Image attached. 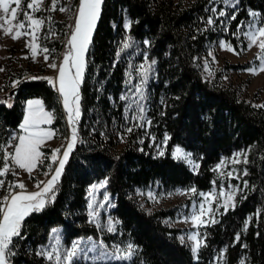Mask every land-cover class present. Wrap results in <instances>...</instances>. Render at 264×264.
<instances>
[{
  "label": "trees",
  "instance_id": "1",
  "mask_svg": "<svg viewBox=\"0 0 264 264\" xmlns=\"http://www.w3.org/2000/svg\"><path fill=\"white\" fill-rule=\"evenodd\" d=\"M77 1L69 3L73 7ZM208 10L207 0L185 5L171 0H102L79 85L77 142L56 182L54 198L42 211L30 213L22 222L20 236L13 237L9 264H45L37 253L53 227H63L65 242L81 234H96L84 215L86 188L103 178L115 197L111 212L119 221V234L114 238L136 249L129 261L103 264H212L221 254L223 264H264V107L245 101L229 86L204 79L196 64L207 43L218 38L238 49V26L251 12L264 21V0H236V19L229 17L225 29L223 24L207 23ZM125 15L130 20L127 30ZM125 41H148L147 56L155 61L154 95L147 115L156 134L168 136L159 156L151 153L147 139L133 144L130 136L121 149L114 150V134L126 125L121 97L127 60L118 56ZM53 44L62 48L57 41ZM9 96L7 100L0 89V146L19 132L23 102L30 98H40L54 113L52 127L62 135L67 133L59 94L45 78L20 80ZM173 145L191 152L198 162L195 171L172 157ZM238 150L245 153L242 177L247 184H240L234 207L220 213L215 223L199 228L203 246L194 256L179 240L181 230L163 222L170 212H147L133 191L155 181L166 190H207L215 179V165ZM2 202L0 197V206Z\"/></svg>",
  "mask_w": 264,
  "mask_h": 264
},
{
  "label": "rangeland",
  "instance_id": "2",
  "mask_svg": "<svg viewBox=\"0 0 264 264\" xmlns=\"http://www.w3.org/2000/svg\"><path fill=\"white\" fill-rule=\"evenodd\" d=\"M72 1L73 0H57L56 10L50 11L52 0H43V3H40V0H22L20 6L21 10L28 11L33 19L43 20L44 23L38 26L33 25L32 27L35 28V32L29 35H21L23 29L15 28L14 24L16 22L5 24V27L12 29V35L18 36V39L15 40L12 39V35L5 34L3 30H0V69H3V71H0V89L7 100H9L12 86L17 84L20 80L33 79L35 77H43L48 83L50 78L56 83V87L54 88L58 92V69L49 67V64L52 62L57 63V65L63 63V56L68 51L67 40L70 36V28L74 26L79 5L78 0L77 3L74 2L72 7L71 3H69ZM171 1L185 5L193 0ZM28 3H36L39 6V10L33 12L27 9ZM235 3L236 0H229V4L235 5ZM207 6H209V16L214 17L216 21L218 20L216 24L214 23L212 25H219L218 27H220V24H223L222 27L225 29L227 27L226 20L229 17L217 18L211 9L216 8L217 12L226 10L233 15V7L225 5L222 0H207ZM60 7L66 8L67 11H60ZM0 15H3V13L0 12ZM49 17L51 18L50 20ZM9 19H11L10 15ZM23 19V15L20 14L18 16V21ZM221 20H223L224 23H221ZM126 21L129 22L130 25V20L125 15L124 25ZM58 24H61L62 27ZM249 25L264 27V21L260 19L258 14L256 17L249 15L248 18L239 25L242 26L241 31L235 33L240 44L238 49L234 48L230 41L224 38H218L217 40L207 43L205 51L196 57V64L204 79L208 81L216 80L221 85L231 87L240 98L257 106L264 104V71H257L253 74L250 69L260 68L262 61L258 58V54H264L261 53L259 43L249 47V39L244 35V33L249 31ZM128 28L125 29L127 30ZM29 32H31V29H29ZM50 32H54L55 35H51ZM32 35L37 37L35 41L32 40ZM259 39L260 37L257 36V41H259ZM54 41L59 42L62 48H57L53 44ZM221 41L230 45L235 51L221 48ZM30 42L32 47L37 49L35 55H33L32 47H29ZM125 42L129 45L127 48H124ZM125 42L122 44L118 56H123V58L127 60L126 88L122 94L123 97H127V99H124L126 125L122 127L123 129L121 132H116L114 134V150L121 149L124 143H126L127 137L130 136L133 144H141L143 140L147 139V146L151 153L155 156H159L162 155L161 153H164L168 136L167 134L158 136L156 134L157 130L151 126L150 119L147 115L149 101L152 95H154V89L151 85L156 76L155 65L147 56L146 47L148 44L145 43V41L140 44L135 41ZM242 42H245L244 46L241 45ZM43 48L49 49L47 53L49 59L47 61L44 59L45 53L41 51ZM141 65H143V68H141ZM65 68L66 70L68 69V64H65ZM71 71L74 73L75 69ZM49 84L53 86L51 83ZM137 87L140 88V92H137ZM141 95L143 99H141ZM59 99L67 124V133L62 135L60 132L56 131L52 127V120L50 123H42L39 125L40 128L53 133V135L45 139L39 147V151L43 154L41 157L42 162L39 163L31 173L19 167H15L10 172L0 176V179L5 181L4 185L0 187V197L2 200L5 196H9L10 193L22 191L19 187L9 188L8 185L10 183L23 182L26 191H38L36 187L37 182L50 179L54 173L55 167L58 166V164L53 161L52 157L55 155L57 161L63 158V151L67 148V144L72 137V131H70L68 126L67 114L63 107L60 94ZM29 100L41 101L40 98H30L23 102V117L21 123L24 121L28 108L27 102ZM141 105L144 108L143 119H132V116L138 115V107ZM43 109L44 111L51 112L47 110L44 105ZM128 128H132V131L128 132ZM23 134H25L24 131L19 127L18 133H12L10 135L7 144L3 147L2 154H0V170L4 167V154L6 152L14 153V145L19 143L16 137ZM134 134L136 135L135 137H133ZM165 137H167V140H165ZM177 148H180L185 153L191 154L190 151L181 146L173 145L171 148L172 157H174L173 152ZM55 149H60V151L54 153ZM237 153H242L243 155L237 157ZM234 159H238L240 162L235 163ZM245 159V153L242 150L235 151L228 157H222L215 165V179L207 190H197L194 187H176L166 190L164 188H159L158 183L155 181L145 188H135L133 195L140 206L147 212H153L159 209L169 211L170 214L163 219V222L168 227L179 228L181 230L179 240L188 245L192 251V245L195 241H191L187 239V237L195 234L198 240L202 242L199 228L205 225L204 223L194 222L192 217L194 215H200V206L203 204L204 215L201 217V221H209L206 223L209 224L211 223V219L216 220L219 214L225 211L222 205L226 197L220 195L221 189H223L225 193L233 191L234 196L232 203H235V197L239 191L240 184L243 182L242 176L244 170L242 164ZM178 160L184 161L193 171L197 169L198 162L193 158L192 154L188 158H181ZM221 162H223V164L218 168L217 165H221ZM13 172L16 174L13 175ZM229 172L232 173L231 176L228 175ZM45 173H47V175H45ZM104 181H106L105 178L96 180L86 188L84 215L87 218V222L95 228L96 234H81L73 237L69 242H65L63 227L56 226L51 229L47 241L39 247V251L42 248L51 251L49 245L56 246L58 238L59 251L64 252L71 248L74 242H79V248L82 249L83 252H86V257L82 252L80 256L74 259V264H103L124 261L111 259L106 255L104 258L93 259L94 257L102 256L105 250L107 253L119 255L120 253H116V248L124 249L126 245L130 244L128 241H118L114 238V236H118L119 234V221L111 212L115 205V197L107 189V182L103 187L100 186ZM242 184L245 183L243 182ZM94 185L96 186L95 190H92ZM193 189L195 191H193ZM201 193L205 195H201ZM105 196H107V200ZM50 198L51 197L48 199ZM90 204L92 205L91 208L89 207ZM217 204L221 205V207L217 208ZM90 212L93 213L92 216L89 215ZM110 226L113 229L112 231L108 230ZM54 229L56 230L55 233L53 232ZM106 236L108 238H106ZM101 245H103V248H101ZM193 255L196 256V253H193ZM44 262L45 264H55L54 261H49L45 257ZM7 264H9L8 259ZM212 264H223V254L216 257Z\"/></svg>",
  "mask_w": 264,
  "mask_h": 264
},
{
  "label": "snow or ice",
  "instance_id": "3",
  "mask_svg": "<svg viewBox=\"0 0 264 264\" xmlns=\"http://www.w3.org/2000/svg\"><path fill=\"white\" fill-rule=\"evenodd\" d=\"M222 2L230 7L235 8L234 4H229V0H222ZM22 0H0V12L3 15H0V30H3L5 34L12 35V29L5 27V24H14L15 28L23 29L21 35H29L35 32V28L33 25H42L44 23L43 20L33 19L32 15L29 14L26 10H21ZM40 3H43V0H40ZM102 0H79L78 5V13L76 15L74 26L70 28V36L67 40L68 51L63 56V63L57 65V63L52 62L49 64V67L58 69V92L60 97L62 98V104L67 114V120L69 126L72 128V137L67 144V148L63 151V158L56 159L55 155L52 157L53 161L58 164L54 169V173L50 179L47 181H38L37 189L38 191L28 192L25 190V185L23 182L19 183H10L8 185L9 188L19 187L22 191L18 193H10L9 196H5L3 198L2 206H0V264H7V258L12 255V252L9 248V245L12 244L13 237H18L21 234L22 222L26 217L30 215L32 212H40L44 209L47 203L50 202L49 197L54 198L55 196V185L59 180L60 175L63 171L64 165L67 161V158L72 151L76 140H77V129L75 124L78 123L81 111H80V102L81 95L79 93V84L83 79L84 72V53L90 43V39L95 28V24L100 15ZM15 5V6H13ZM57 8V0H52V7L49 9L50 11H55ZM27 9L32 10L33 12L39 10V6L36 3H28ZM60 11H67L66 8L60 7ZM211 11L215 14L217 18L230 17V19L235 20V15L228 13L226 10L217 12L216 8H212ZM22 14L24 19L18 21V16ZM9 15L11 19H9ZM250 15L253 17L257 16V13L251 12ZM51 18L49 17V20ZM18 21V22H17ZM30 22V23H29ZM216 22L214 17L210 16L207 20L209 25H212ZM221 23H224L221 20ZM125 28L129 27V22H125ZM242 26H238L237 33L241 31ZM31 29V32H29ZM51 35H55L54 32H50ZM244 35L249 39V47L259 43V48L261 53L264 54V27H254L253 25H249V31L244 33ZM257 36L260 37L259 41H257ZM12 39H18V36L12 35ZM37 37L32 35V40L35 41ZM148 43V41H145ZM129 45L127 42L124 44V48H127ZM221 48H227L229 50L235 51L232 49L230 45L225 44V42H220ZM29 47H32L30 42ZM37 49L32 47L33 55L36 54ZM45 53L44 59L47 61L49 56L47 53L49 49L43 48L41 49ZM258 58L261 59L262 63L259 69L253 68L250 71L255 74L257 71H264V55L258 54ZM153 64L155 61L152 62ZM65 64H68V69L66 70ZM143 68V65H141ZM75 69L74 73L71 71ZM3 71V69H0ZM49 83L56 87V83L49 78ZM140 88L137 87V92H140ZM121 99H127V97H121ZM141 99L143 96L141 95ZM28 108L26 115L24 117L23 123L20 124V128L24 131L25 134L19 135L16 137L19 143L14 145V153H5L3 156L4 167L0 170V176L5 175L7 172H10L13 168L19 167L20 169H24L31 173V171L38 166L39 163L42 162L41 157L42 153L39 151V147L42 142L49 138L53 133L42 129L39 127L42 123H50L52 119H54V113L44 111L43 104L40 100H29L27 102ZM11 106V105H9ZM35 106V107H34ZM257 107H264V105H257ZM143 106L138 107V115H134L132 119H143ZM128 132L132 131V128L127 129ZM167 140V137H165ZM3 146H0L2 148ZM60 149H55V152H59ZM163 154V153H161ZM190 153L183 152L180 148H177L173 152V156L177 159L188 158L190 157ZM243 155L242 153H237L236 156L239 157ZM235 163L240 162L238 159H234ZM247 162L246 160L244 161ZM221 165H217V167H221ZM16 173L13 172V175ZM47 175V173H45ZM229 176L232 175L231 172L228 173ZM247 175V172H245ZM107 181L101 183V187ZM5 181L0 179V187L4 185ZM245 185L247 182H244ZM95 185L92 190H95ZM193 191H195L193 189ZM201 195H205L201 193ZM220 195L225 198L224 204L222 205L225 212L229 209V207H234L232 203V199L234 196L233 191H229L225 193L223 189H221ZM207 198V197H206ZM107 200V196H105ZM91 208L92 205L90 204ZM221 207V205L217 204V208ZM90 216L93 213H89ZM204 215V206L201 204L200 206V215H194L192 217L194 222L199 223H208L209 221H201V217ZM211 223H215L214 219H211ZM247 229V221L245 223V230ZM112 231L111 226L108 229ZM55 233L56 230L54 229ZM187 239L191 241H195L192 245L193 253H198L199 249L202 245V242L198 240L197 236L191 235L187 237ZM240 236L237 234L236 240L239 241ZM59 240L57 238L56 246L49 245L51 251L46 249H41L37 254L44 256L49 261H54L55 264H74V259L80 256L83 252L82 249L79 248V242H74L72 247L65 250L64 252L59 251L58 248ZM103 248V245H101ZM135 248L130 243L125 246L124 249L116 248V253H120L119 255L115 253H105L100 257H94L93 259L104 258V256H108L111 259L115 260H130L135 254ZM86 257V252H83ZM241 264H244V261H241Z\"/></svg>",
  "mask_w": 264,
  "mask_h": 264
},
{
  "label": "built area",
  "instance_id": "4",
  "mask_svg": "<svg viewBox=\"0 0 264 264\" xmlns=\"http://www.w3.org/2000/svg\"><path fill=\"white\" fill-rule=\"evenodd\" d=\"M68 126H69V124H68ZM75 127H76V124H75ZM69 129H70V131H72V128L69 126Z\"/></svg>",
  "mask_w": 264,
  "mask_h": 264
}]
</instances>
